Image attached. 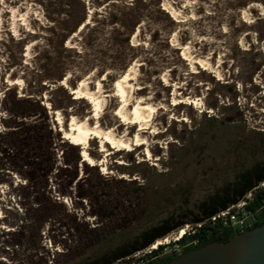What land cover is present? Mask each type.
<instances>
[{
	"label": "rangeland",
	"instance_id": "374dc122",
	"mask_svg": "<svg viewBox=\"0 0 264 264\" xmlns=\"http://www.w3.org/2000/svg\"><path fill=\"white\" fill-rule=\"evenodd\" d=\"M128 72L131 108H156L141 130L147 144L104 153L92 139L89 165L65 132L74 117L134 145L140 127L116 116V82ZM82 82L101 84L98 119L72 94ZM262 156L264 0L0 4V264H75L106 252ZM167 237L162 252L174 255ZM151 248L116 264L152 258Z\"/></svg>",
	"mask_w": 264,
	"mask_h": 264
},
{
	"label": "water",
	"instance_id": "95a60500",
	"mask_svg": "<svg viewBox=\"0 0 264 264\" xmlns=\"http://www.w3.org/2000/svg\"><path fill=\"white\" fill-rule=\"evenodd\" d=\"M250 162L231 170V178L214 185L208 195L196 199L193 204L186 202L185 208L176 207L165 218L131 239L75 264H116L145 251L185 225L202 223L235 206L264 182V156ZM169 264H264V225L238 234L227 242H213L194 249Z\"/></svg>",
	"mask_w": 264,
	"mask_h": 264
},
{
	"label": "bare ground",
	"instance_id": "6f19581e",
	"mask_svg": "<svg viewBox=\"0 0 264 264\" xmlns=\"http://www.w3.org/2000/svg\"><path fill=\"white\" fill-rule=\"evenodd\" d=\"M5 1L6 0H0V4H2ZM133 80L134 78L132 77V73L128 72L121 80H118L116 82L115 89L117 91V96L121 99L120 101L122 103V107L120 106V109L117 111L116 114V116L122 121L121 125L131 124L132 126L138 125L140 127V131L137 134H135L134 145L132 144L131 140L128 139L129 137L128 138L122 137L121 139H119L115 135L116 131L111 128L105 130L104 128L98 126V123L95 127H92L89 125V122L78 121L74 117L71 122V129L65 132L64 137L66 139L71 140L72 142H74L75 145H82L81 147L82 148L84 147L82 156L84 157V161L89 163V165L90 164L92 166L96 165L94 159L88 153V149H87L92 139H96V138L101 139L100 140L101 152L104 153L108 152L106 147H110V146L112 148L117 149V151H126V150L132 151L133 146H136L137 148H141L142 146L147 144L146 141H143L144 139L142 138V136L144 132H142L141 130L146 126L150 127L151 122H153L152 119L156 112V108L153 107L152 104L151 105L145 104L144 101H138L137 105H135L133 109L131 108L132 103L130 102V99L134 94H136L134 90V86L132 84ZM63 84H65V82ZM101 93H102L101 84H98V91H91L90 89H88V87H86L85 82H82L79 85V87L77 89H73L72 92L73 95H78L76 99H84L87 100V102L94 105V117L97 119L100 116V113L104 107V100L102 99ZM194 102L192 101L191 105L194 104ZM179 103H185V102L181 100L179 101ZM147 156L148 159L151 157V151L149 149L147 150ZM101 166L103 167V171L106 173L107 170L106 166L103 164H101ZM184 234H185V229H182L177 234L176 236L177 239L182 238ZM169 241H170V237L158 240L152 246L151 249L153 250L157 249L161 245L169 243Z\"/></svg>",
	"mask_w": 264,
	"mask_h": 264
},
{
	"label": "built area",
	"instance_id": "2783aa9c",
	"mask_svg": "<svg viewBox=\"0 0 264 264\" xmlns=\"http://www.w3.org/2000/svg\"><path fill=\"white\" fill-rule=\"evenodd\" d=\"M262 191H264V182L252 192L248 193L240 203L232 206L226 211L218 213L202 223L188 224L173 232V236L175 235V238H173L175 248L172 250L174 255L182 254L186 245H196L199 242L198 234H200L201 231H204L206 237H210L214 234H222L226 230H231L237 235L253 230L258 224L259 215L264 210V195L259 199L260 206L256 210H252L249 207ZM182 229H185V234L182 238L178 237L179 239H177L176 236ZM184 237L188 238L186 245H184L185 243H181ZM153 252L154 250L150 249L146 253L151 255ZM151 259L152 258H142L138 264H150ZM130 264L136 263L132 262Z\"/></svg>",
	"mask_w": 264,
	"mask_h": 264
},
{
	"label": "trees",
	"instance_id": "16d2710c",
	"mask_svg": "<svg viewBox=\"0 0 264 264\" xmlns=\"http://www.w3.org/2000/svg\"><path fill=\"white\" fill-rule=\"evenodd\" d=\"M44 129H46V131H47L48 133H50L49 130H48V127H47V126H46ZM69 144H71V145H73V146H76V147H79L78 145H74V143H73V144H72V143H69ZM41 149H42V151H41ZM39 151H41V153L39 154L40 159H41L42 156H45V154L47 155V153L44 152L45 150L43 149V146H42V148L39 149ZM83 163H84V162H83ZM85 164H86V163H85ZM41 165H42V163L39 164V167L37 168V170L43 172L45 169H44V166H43V165L41 166ZM94 166H96V165H94ZM48 170H49V169H48ZM141 187H143V186H137V187H134V191H136V193L142 191L143 188H141ZM262 195H264V191H262V192L256 197V200H255V201L252 203V205L249 207L250 209H252V210H256V209L260 206V200H259V199L261 198ZM51 204H52V201H51ZM260 216H263V220H262L261 223H258V224L256 225L255 228L264 225V210L261 212V214L259 215V217H260ZM236 235H237V234H236L235 232H233V231H231V230H226V231H224L222 234H214V235H212V236H210V237H206V236L204 235V231H201L200 234H198L199 242H198L196 245L189 247L188 249H186V251H184V252H183L182 254H180V255H173V256L167 257V258L163 261V264H169V263H170L171 261H173L175 258H177V257H179V256H181V255H183V254H186V253H188V252H190V251H192V250H194V249L202 248V247H204V246H206V245H209V244H211V243H213V242H227V241H229L230 239H232L233 237H235ZM187 241H188V238H187V237H184V238L182 239L181 243H185V242H187ZM164 249H165L164 246L161 245V246L158 248V250H155V251L153 252V254L158 255V254L162 253V251H163ZM150 264H152V263H150Z\"/></svg>",
	"mask_w": 264,
	"mask_h": 264
},
{
	"label": "flooded vegetation",
	"instance_id": "af4514ba",
	"mask_svg": "<svg viewBox=\"0 0 264 264\" xmlns=\"http://www.w3.org/2000/svg\"><path fill=\"white\" fill-rule=\"evenodd\" d=\"M262 220H263V216H260L259 218H258V223H261L262 222ZM187 244V242H185V244L184 245H186ZM189 247H191V246H185L184 247V251H186V249H188ZM183 251V252H184ZM182 252V253H183ZM170 256H173L172 254H170V255H167V254H165V253H160V254H158V255H155L154 257H152V259H151V263L152 264H163V261L167 258V257H170Z\"/></svg>",
	"mask_w": 264,
	"mask_h": 264
}]
</instances>
